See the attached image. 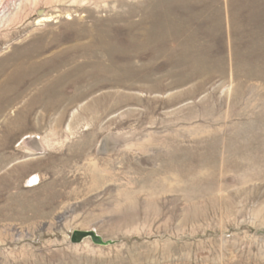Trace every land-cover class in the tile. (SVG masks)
<instances>
[{"label": "rangeland", "instance_id": "rangeland-1", "mask_svg": "<svg viewBox=\"0 0 264 264\" xmlns=\"http://www.w3.org/2000/svg\"><path fill=\"white\" fill-rule=\"evenodd\" d=\"M0 264H264V0H0Z\"/></svg>", "mask_w": 264, "mask_h": 264}, {"label": "water", "instance_id": "water-1", "mask_svg": "<svg viewBox=\"0 0 264 264\" xmlns=\"http://www.w3.org/2000/svg\"><path fill=\"white\" fill-rule=\"evenodd\" d=\"M41 15V12L39 13ZM36 177L30 180V183H35ZM85 239H91L96 245H104V241L95 232H75L72 237V243L78 244L83 242Z\"/></svg>", "mask_w": 264, "mask_h": 264}, {"label": "bare ground", "instance_id": "bare-ground-1", "mask_svg": "<svg viewBox=\"0 0 264 264\" xmlns=\"http://www.w3.org/2000/svg\"><path fill=\"white\" fill-rule=\"evenodd\" d=\"M44 19H47V17H44Z\"/></svg>", "mask_w": 264, "mask_h": 264}]
</instances>
